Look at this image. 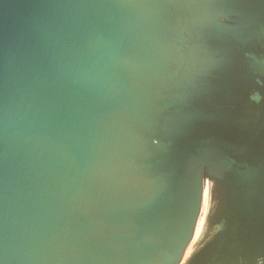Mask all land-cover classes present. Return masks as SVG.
<instances>
[{"label": "water", "instance_id": "95a60500", "mask_svg": "<svg viewBox=\"0 0 264 264\" xmlns=\"http://www.w3.org/2000/svg\"><path fill=\"white\" fill-rule=\"evenodd\" d=\"M264 264V0H0V264Z\"/></svg>", "mask_w": 264, "mask_h": 264}, {"label": "rangeland", "instance_id": "374dc122", "mask_svg": "<svg viewBox=\"0 0 264 264\" xmlns=\"http://www.w3.org/2000/svg\"><path fill=\"white\" fill-rule=\"evenodd\" d=\"M212 205H213V197H212V192H211L209 204H208L207 210L205 212V215L203 217V220L201 222V227H200L199 233H198L197 238H196L197 239L196 243L185 255H184V253H185V251H184V253H183L182 257L180 258L178 264H184L189 259V257L193 254V252L195 250H197L208 239L209 234H210L209 233L210 232V225L208 222V216H209V213L211 212Z\"/></svg>", "mask_w": 264, "mask_h": 264}, {"label": "bare ground", "instance_id": "6f19581e", "mask_svg": "<svg viewBox=\"0 0 264 264\" xmlns=\"http://www.w3.org/2000/svg\"><path fill=\"white\" fill-rule=\"evenodd\" d=\"M200 227H201V225H200ZM199 230H200V228H199ZM199 230H198V233H199ZM198 233H197V235H198ZM197 238V236L195 237V239H194V241L192 242V244H191V246L189 247V249H187V250H185V253H184V255L194 246V244L196 243V239Z\"/></svg>", "mask_w": 264, "mask_h": 264}]
</instances>
